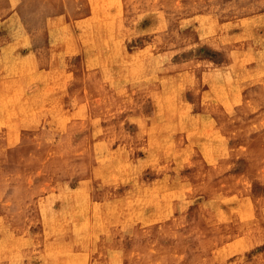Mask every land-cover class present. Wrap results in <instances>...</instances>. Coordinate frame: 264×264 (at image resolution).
Wrapping results in <instances>:
<instances>
[{
  "label": "rangeland",
  "instance_id": "374dc122",
  "mask_svg": "<svg viewBox=\"0 0 264 264\" xmlns=\"http://www.w3.org/2000/svg\"><path fill=\"white\" fill-rule=\"evenodd\" d=\"M230 1L236 0H72L70 31L92 35L101 24H121L128 30L131 60L145 48H158L159 32L174 36L187 31L177 38L171 59L188 64L161 75L172 103L164 105L156 120L147 121L161 108L154 97L157 88L143 86L142 78L135 76L134 88L126 91L114 63L108 65L107 78H98L90 89L89 78L98 76L99 69L88 53L67 54L60 70H54L53 79L65 73L60 83L44 82L50 71L45 68L27 72L19 86L4 77L9 94L32 107L37 120L45 119L38 125L43 134L30 136L35 149L31 163L9 171L7 159L0 161V225L18 248L12 264H50L72 252H84L92 264L105 259L110 264H264V3H225ZM154 11L159 23H154ZM180 40L189 46L182 53ZM205 70L200 87L196 78ZM30 97L40 103H30ZM128 97L147 104L128 107ZM2 105L4 117L12 119L8 105ZM126 111L136 114L142 127L125 116ZM7 128L0 121V132ZM94 130L103 136L97 145ZM203 135L208 150L197 148ZM89 142L100 169L87 163L83 171H92L94 177L87 181L96 184H87L97 193L90 196H104V201L97 200L104 207L97 212V223L83 213V225L70 240L71 222L58 198L65 196L61 192L71 177L66 175L61 184L43 164L46 158L55 162L86 156ZM42 145L48 150L41 151ZM0 149L4 154L5 147ZM134 164L140 165L142 185L130 182L137 175ZM70 185L74 187L75 180ZM142 190L155 191L158 204H170L166 211L159 205L155 211L144 209L143 227L124 216L140 213L132 195ZM112 196H124L120 206L129 212L105 209ZM45 201L47 224L36 209L39 203L43 209ZM214 201L236 218L224 222L228 214L219 213ZM258 235L261 242L255 241ZM138 241L142 249L135 248Z\"/></svg>",
  "mask_w": 264,
  "mask_h": 264
},
{
  "label": "bare ground",
  "instance_id": "6f19581e",
  "mask_svg": "<svg viewBox=\"0 0 264 264\" xmlns=\"http://www.w3.org/2000/svg\"><path fill=\"white\" fill-rule=\"evenodd\" d=\"M71 2L72 0H0V121L9 127L7 131L0 132V146L5 147L4 154H1L2 150L0 149V161L4 159V157L7 159V169L9 171L20 170L21 164L31 163L32 153L35 149L34 144L30 141V136L33 133H37V135L43 134L39 131L38 125L41 121L45 122V119L40 117L37 120L36 118L38 116L35 117V113L31 112L32 107L22 106L18 96L13 97L14 94H9L11 89L6 88L7 83L5 81L7 79L4 77H8L15 85L19 86L22 78H27L29 76L27 72L34 71L36 68H45L50 71H47L44 75V82L60 83L65 73L61 71L60 75L53 79L54 70H60L67 59V54L71 52H79L80 54L88 53L90 61L99 69L98 76H91L89 78L88 87H90V89L94 88L98 78H107L106 74L109 71V63H114L115 68L119 70V79L123 83L126 91L134 88L135 76H140L142 78L143 86L157 88V93H155L154 97L158 103L157 105L161 106V108L158 109L157 114H150L147 121H152L156 120L160 112L165 110L163 108L165 104L170 105L172 103L167 96L168 89L163 81L165 78L161 75L168 72L169 68L183 69L184 66L188 64V61L182 63L181 60L171 59V56L178 49L176 45L177 38L187 34V31L183 33L175 32L173 33L174 36H166L158 31L160 34L158 35L160 46L150 50L145 48V51H141V54H138V56L136 55L135 48H131V54L137 56V58L135 57L131 60L129 53L126 51V46L129 44L128 30L126 27L122 30L121 24H113V21H110L109 24L106 25L101 24L100 26H96V30H93L94 34L92 35L85 32L77 36L70 31L73 28L72 22L74 21ZM249 2L250 0H236L225 3L236 6ZM263 3L264 0H261L259 4L262 5ZM138 10L139 13H142L140 7ZM154 13V23H159L160 15L156 11H154ZM121 14L123 16L126 15V11L121 10ZM201 19L203 23L206 20L204 17ZM179 43V53L188 50L189 46L185 40H180ZM92 48H94L96 53H94ZM24 50L25 54H23ZM205 73L206 70L203 74L200 73L196 78V84L200 87L205 83ZM123 94L125 97L129 95L127 92H123ZM130 99L131 98L128 97V101L130 102V104L127 103L128 107H131L134 103L137 105L142 104L143 106L147 104L144 99V102L139 99H132L133 101ZM123 101L125 102L126 99ZM29 102L32 104L33 102L40 103V101L37 102L34 97H30ZM2 103L8 105L7 108L9 112L14 115L12 119L4 117L2 113L4 109ZM125 116L141 126V119L139 120L133 112L129 113L126 111ZM53 117L60 120L57 115ZM17 119L19 121H17ZM185 124L186 121H184V125ZM99 133V130H94L91 133L96 145L103 137L99 136ZM147 135L149 136L147 137L148 142L152 143L151 135ZM192 135L195 136L194 133H192ZM203 140L207 141L205 135H203L200 142L198 141V150H208L207 144H205ZM257 140L263 143L261 136H259ZM88 146L89 152L86 156H81L77 159L63 158L55 162H52L50 159L47 160L46 158L44 159L46 163L43 164L46 169L48 168L50 172L57 177L61 184L66 178V175L71 177L70 182L75 180L74 187L70 185V182L64 185V189L61 193H65V196H59L58 198L60 208L65 211L66 216L71 222L70 227L72 228V233L68 232L71 234L69 236L70 240L74 239L73 232L78 228L80 230L83 225V216H81L83 213H86L85 216H89L91 221L94 220L95 222L93 223H97V212L104 207L97 202L99 198L104 201V196H90L94 192L97 193L95 187H93L94 190H91L88 186V184L91 187L93 184H96L95 181H87L88 177H94L92 171H83L87 163H93L97 169H100V165L97 164L92 157L90 142ZM190 147L193 146L190 145L188 148ZM41 149V151H45L44 149L48 150L46 145H42ZM145 150L147 151L148 149L145 148ZM219 152L222 153V151ZM217 153L218 151H213V154ZM148 158H150L149 154ZM133 171H137V175H135V178L130 180V182L142 185V180L139 177L140 165L134 164ZM154 192L155 191H149L147 194H143L142 190L139 193H134L132 195V205L134 209L138 208L140 213L137 215L132 214L129 218L127 215H124L126 220H139L140 226L143 227L145 224V219L143 218L145 214L144 209L150 208L155 211L158 209L159 205L160 210L163 208L166 211L170 204L163 202L158 204L159 198H157ZM123 198L124 196H112L111 203H108L105 209L123 211L124 214L129 212V208L120 206ZM205 201L206 200H203V202ZM214 202L218 204L217 211L219 213L221 210L227 212L228 220L224 222L229 223L234 220L233 218H236L237 214L235 215L232 213L230 209L226 210L224 207L222 208L221 203L226 202L225 199L221 200L220 204L217 201ZM13 203L15 204L16 200H14ZM45 203L46 201L43 204V209H41L42 203H39L36 209L39 210L38 216L40 221L47 224L48 221H50V216L48 215V208ZM210 203L214 205L213 202ZM245 211H248V204L245 206ZM246 214L249 220L250 214ZM247 218L242 217V221L246 222ZM19 222L20 221L15 218L14 223L18 224ZM0 226L4 225L1 224ZM79 230L75 231V233L77 234ZM0 233L2 234L0 237V264H12L13 253H16L18 248L10 241L5 226L0 230ZM255 241L261 242L260 235L255 236ZM140 245L138 241L135 242L134 246L135 248L137 247V249H142L144 246ZM83 253L84 252H72V256H62L58 260L50 262V264H92V258L81 255ZM22 256L24 255L22 254ZM128 263L131 264V262ZM25 264L27 263L25 262ZM100 264H110V262L105 259V261L103 260Z\"/></svg>",
  "mask_w": 264,
  "mask_h": 264
}]
</instances>
